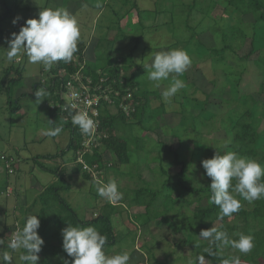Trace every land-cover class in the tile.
<instances>
[{"label":"rangeland","instance_id":"1","mask_svg":"<svg viewBox=\"0 0 264 264\" xmlns=\"http://www.w3.org/2000/svg\"><path fill=\"white\" fill-rule=\"evenodd\" d=\"M135 1L139 11L132 9L118 24L124 34L132 35L133 38L141 33L140 22L144 28H148L140 38L132 57L134 62L141 66L135 77L143 82L148 90H157L159 94L149 96L156 125H153V129H147L150 125L148 122L143 125L145 130L134 127L132 134H142L145 150L131 155L128 163L120 164L112 153L99 146L108 169L98 170L94 164L81 170L91 174L93 180H100V184L104 183L105 178L115 180L123 194L119 202H109L114 205L111 221L115 243L104 248L106 255L128 251L129 264H156V261L192 264L195 246L203 243L209 245L198 237L199 231L191 228L187 221L178 215L175 217L181 224L178 231L168 222L157 224L154 219L146 218L144 206L132 204L131 199L136 197V192L145 187L146 183L160 191L163 196L170 194L176 198L177 194L183 191L175 183L163 185L167 176L159 171L158 161L148 162L146 152L158 156L159 150L165 149L166 145L177 153V161L183 162L191 174L187 184L203 185L209 177L205 174L201 161L211 158L216 152L223 154L225 151H232L227 148V143L232 138L230 133H227V117H239L240 109L236 108L234 101L240 94H246L248 103H252L251 123L258 134L257 145L263 151L254 160L257 161L264 154V21L253 29L251 24L257 13H248L242 18L241 14L235 11L229 16L223 14L224 0ZM120 2L121 0H0V81L4 79L0 92V155L13 158L11 174L6 173L0 160V239L5 240L0 249L8 250L7 241L13 232L12 229H15L16 222L20 226L24 223V217L41 213L43 204L40 201L33 204V201L44 187L59 186V196L84 219L101 213L102 206L108 202L97 194L96 184L82 177V171L78 167L79 162H83L81 154L84 151L92 152L93 148L98 147L99 135L95 138L94 134H81L79 144L82 149L76 151L69 149L71 135L65 127L58 137L50 138L44 135L45 130L50 127L49 107L53 103L55 106L56 102L50 99L49 92L47 98L37 104L36 97L30 95L31 85L35 82L46 83L58 75L56 71H50L55 64L50 70H45L42 65L30 64L27 56H23L19 63L8 62L6 38H10V33L18 32L26 19L37 18L40 7L65 8L78 21L80 41L86 47L83 60L99 64L98 61H106V56H114L115 62L119 63V59L128 54L129 45L133 43L118 40L113 45L108 43L111 35L118 34L119 26L114 24L116 15L112 10L119 11L123 7ZM198 6L206 7L207 13L197 11ZM165 8L170 12L175 9L177 14L172 17L171 14L162 13L161 10ZM157 9L159 12L156 14L146 12ZM16 16L21 18L13 25L12 19ZM185 23L192 25L196 34L183 48L191 56L192 63L186 72L178 77L185 82V87L172 98L174 100L169 105L163 101L161 93L172 82L175 74H171L168 80L161 81L160 87L156 88L153 82L148 80V73L143 65L150 64L155 53L167 51L162 46L170 44L174 38L182 39L188 36L189 32L184 28ZM232 24L238 25L244 33V41H233L237 52H225L222 61L207 58L206 54H209L210 48L218 50L222 47L217 30ZM196 25L198 27H195ZM203 28L206 32L198 35L197 32ZM253 32L255 35L251 45L249 39L252 38ZM97 41L101 43L98 48L94 45ZM62 72L60 74L64 75ZM8 81L11 82V92L5 91ZM20 93L26 95L19 99V109L15 111L16 97ZM61 96L67 99L66 93ZM162 104H165V111L162 110ZM106 108L110 112L116 110L112 101L106 104ZM179 108L184 111L183 115L177 111ZM201 115L204 116V124L200 122ZM54 122L58 126L63 123V119L55 118ZM44 154L56 157L44 159ZM60 154L62 159H58L61 158ZM162 159L165 169L174 176L181 165H167L166 162L172 158L164 153ZM112 166H115L117 171ZM183 197L190 198V195L185 192L179 197L169 216L174 214V210L187 214L194 211L197 206L195 201L188 206H180ZM240 201L241 204L245 203L242 199ZM51 203L53 207L47 212L53 213L55 206L59 205L54 200H51ZM202 203H205V200H202ZM244 205L249 208L250 203ZM259 224L257 220L250 221L253 230ZM181 240L183 242H180ZM38 255L40 261L42 254ZM13 264H18V255L15 253Z\"/></svg>","mask_w":264,"mask_h":264},{"label":"trees","instance_id":"2","mask_svg":"<svg viewBox=\"0 0 264 264\" xmlns=\"http://www.w3.org/2000/svg\"><path fill=\"white\" fill-rule=\"evenodd\" d=\"M120 3L123 7L119 11L112 10L116 15L114 24H118L119 21L124 18L126 14L132 9L139 11L135 0H121ZM205 8L206 7L201 8L198 6L197 11L206 14L207 10ZM161 11L165 14H171L172 17L173 15L177 14L175 9L171 10V12L167 8ZM233 11L240 13L241 18L243 15L248 13H257V16L254 18L253 23L251 24L253 29H255L258 23L260 24V22L262 23L264 21V0H224V6L222 9L223 14L229 16ZM146 12L156 14L159 11L157 9L153 11L147 10ZM0 18H2V16H0ZM117 26H119V24ZM195 27L198 26L196 25ZM140 28V35H136L133 38L132 35L124 34L121 27L119 26L118 34H113L111 35V39H108V43L112 45L116 40L124 41L123 43L126 41H128V43H130V41L133 42L132 45H129L128 54L121 57L119 59V63L115 62L116 57L114 56H106V61H98L99 64L97 62L84 61L83 52L85 50V44L79 41L78 51L74 54L73 60L67 64L62 61L57 62L54 68L50 70L56 71L58 75L54 76L46 83L35 82V84L31 85V96L35 97L34 91L37 87H44L48 92H51L50 99L55 100L56 102L59 101L57 92L64 88L63 85H65L67 82V77L69 74L75 72L77 69H80L84 77H88L91 80V86L95 85L94 87H96L99 83H101L103 88L109 89L110 92L108 96L110 99H112L116 110L115 112H110L106 108V103L101 101L103 103L99 107V124L94 134L95 138L97 135H99L97 139L98 147L95 149L93 148L92 152L84 151L81 154L83 162L87 167L96 164V168L98 170L108 169L106 160L103 159L102 150H99V146H103V150L106 149L112 153L116 161H118L120 164L128 163L131 155H135L136 153L145 150V140H143V137H141L142 134H140V136L132 134L134 127L145 130L143 125L148 122H150V125L147 129H153V125H156V122H154V110L150 105L149 96L151 94L159 96V94L157 90H148L145 84L135 77L136 73L141 70V66L139 63L134 62L132 55L140 43V38L143 37L144 33L148 29L144 28L141 22ZM184 28L189 32L188 36L182 39L174 38L173 42L162 47H165L167 51L173 48L183 49L188 43H190L191 40L196 37L194 28L192 25H188L186 23ZM217 31L219 32V39L222 47L218 50L212 47L210 48L209 54L206 55L207 58L214 61H222L225 58V52H237L233 41L238 39L241 42L244 39V33L236 24L222 27ZM255 31L256 30H254V32ZM205 32L206 31L203 28L197 33L199 35L200 33ZM254 32L252 34V38L249 39V43L251 45L255 35ZM198 43L201 44V42ZM99 44H101L100 41H97L94 45L96 48H98L100 47ZM101 55L103 56L104 54L101 52ZM101 55L99 54V57ZM130 66L133 67L131 68ZM8 71L9 69H7V72ZM60 72L65 74L62 75ZM100 79L103 81L100 82ZM10 84L11 82L8 81L7 86H5L6 92H11ZM3 85L4 79L0 81V92H2ZM24 95L26 94L20 93V95L16 97L17 100L15 103V111L19 109L18 101ZM173 100L174 99H172V101ZM247 100L248 98L246 94H240V96L238 95L234 101V104L237 106L236 108L240 109V115L237 119H231L227 117L229 121L227 133H230L232 137L227 143V148L237 152L240 156L256 159V156H259V154H261L263 151L261 150L262 148H259L257 145L258 134L251 123L253 116L251 109L252 103H248ZM162 110L165 111V104H162ZM49 111L52 121L59 117L63 119V116L66 113H61L58 108L51 110L50 107ZM177 111L180 115H183L184 113L181 108H179ZM200 118V122L204 124V116L201 115ZM66 119V121L63 120V128L65 127L68 129L69 134L71 135L69 149H73L74 151L81 150L82 147H80L79 138L82 133L78 127L72 125L70 115L67 114ZM75 137H77V139ZM149 153L150 152H146L148 156V162L158 161L160 165L158 166L159 171L167 176L166 180L162 184L171 185L172 183H175L181 189H183V191L181 194H177L178 197L176 198L171 197L170 194L163 196L160 191L155 190L146 183L145 187L140 188L136 192V197H132L131 200L132 204L144 206L147 219L152 218L157 224L162 223V221L168 222L174 227L176 231H178L181 228L180 222H177L175 218L178 215L181 216L182 219L186 220L191 228L197 229L199 233L202 229H208L211 226L220 227L222 225L223 230H226L229 236L233 239H238V235H236L238 233L250 234L254 237L255 246L253 250L247 254L240 253L238 250H235L230 246L226 247L227 249H221L218 245H212L214 255L210 256L204 252V249L209 247V245L206 243L198 244L195 246L196 252L192 259V264H196L197 258L201 255L205 256L206 264H222L226 260L229 261V264H235L233 263L234 257L239 259V264H264V199L250 203L248 208L244 204L249 202L244 200L243 197L233 193L234 195H237L238 199H242L245 203L241 204V208L237 213H234L230 217H224L221 219L219 217V207L211 202L212 193L209 187V184L211 183L210 177L206 182H204L203 185H188L187 182L190 180L191 174H189L187 167L183 162L180 163L177 161V153L171 150L168 145H166L165 149L159 150L158 156ZM163 153L169 155V157L172 158L171 161L166 162L168 163L167 165H181L180 169L174 176L170 175L168 170L165 169L162 164V161H164L162 159ZM55 157L56 155L52 154L42 155V158L44 159H53ZM257 161L261 165H264V154H262L259 159H257ZM78 167L81 170L82 164H79ZM112 168L117 171L115 166H112ZM81 171V175L85 180L91 182L92 184H96L97 186L101 185L99 182L100 180H93L91 174L83 170ZM261 179L262 182H264V177ZM110 180L112 179L105 178L103 181L104 183H107ZM233 185H235V181H233ZM58 188L59 186L55 185L44 187L33 201V204H36L37 201H40L43 204L41 213L37 215L40 221V227L37 231L44 240V244L40 252V254H42V258L40 261H38V264H63V260L65 259L69 262L72 261L73 258L69 257L62 248V229L66 228L68 225L74 227L94 226L102 235H105L108 238V242L104 248L113 245L115 240L111 217L113 215L114 205L106 202V204L102 206L101 213L98 215L95 214L92 218L84 219L79 217L76 211H74L71 206L59 196ZM185 192L189 193L190 198L183 197L180 206L185 207L195 201L197 206L195 207L194 211L191 214H187L185 212L178 213L176 210H174V214L169 216V212L175 208L178 198L182 197ZM51 200H54L59 205L58 207L55 206V211L53 213L52 211L47 212L50 210V207H53ZM202 200H205V203H202ZM120 218L121 217H119V219ZM253 220L260 222L255 230L251 229L250 227V221ZM216 222L217 224H215ZM22 226L23 224H21L19 227ZM180 242L183 241L181 240ZM231 249H233V251H231ZM156 264L168 263L156 261Z\"/></svg>","mask_w":264,"mask_h":264},{"label":"clouds","instance_id":"3","mask_svg":"<svg viewBox=\"0 0 264 264\" xmlns=\"http://www.w3.org/2000/svg\"><path fill=\"white\" fill-rule=\"evenodd\" d=\"M99 7V5H97ZM21 17L12 19V24L18 23ZM81 31L76 17L65 8H41L37 18H28L18 32L10 33L6 38L8 47L6 59L8 62L19 63L23 56L33 65H42L50 70L57 62L70 63L78 51ZM191 56L181 48L157 52L150 64L143 67L148 73V80L153 86L160 87V82L168 80L175 74L172 82L161 93L166 104H171L172 98L185 87V82L178 77L183 75L191 66ZM37 104L47 98L49 92L44 87H37L34 91ZM75 95V94H74ZM64 111L71 116V123L78 127L82 134L92 136L97 127V121L85 110H78L75 102L70 101L64 106ZM50 127L44 135L50 138L58 137L63 132V123L56 125L48 120ZM205 174L211 178V202L220 209L219 217H230L241 208V201L237 195L249 203L264 199V165L250 158L240 156L235 151L216 152L211 158L201 161ZM235 181V185H233ZM233 193L237 194L234 195ZM97 194L110 203L119 202L123 194L118 189L115 180L97 186ZM22 227L12 232L7 241V249H0V264H13V253L18 255V264H38L39 253L44 240L38 234L40 221L37 215L24 217ZM238 239L229 236L223 226H211L202 229L199 238L209 243L204 252L214 255L212 245L231 247L240 253H250L254 248V237L250 234L238 233ZM108 238L102 235L96 227H74L68 225L62 229V248L72 261L63 260V264H129L130 253L123 251L113 255H106L104 246ZM5 240L0 239V245ZM239 264L238 258H233ZM196 264H206L205 256L197 258ZM224 264H229L225 261Z\"/></svg>","mask_w":264,"mask_h":264},{"label":"built area","instance_id":"4","mask_svg":"<svg viewBox=\"0 0 264 264\" xmlns=\"http://www.w3.org/2000/svg\"><path fill=\"white\" fill-rule=\"evenodd\" d=\"M102 81L103 80L100 79V82ZM72 85L74 87H72ZM63 86L64 88L57 92L59 96V101H56L55 106L54 104H52L50 106V109L53 110L55 108H58L60 112L64 114L65 112L64 106L70 101L75 102L78 106V110H85L89 113L90 116H92L93 113H98V115L92 116V118L97 121V127H98L99 107L103 103L101 101H104L106 104L112 101V99H110L108 96L110 92L109 89L103 88L101 83H99L96 87H94L95 85L91 86V80L88 77H84L80 69H77L75 72L69 74V79H67V82ZM63 93L67 94L66 100L63 99L61 96ZM67 114L68 113L66 112L63 116V120L65 121L67 120L66 119ZM96 129H95V132H96ZM0 160L4 164L6 173L11 174L13 172L12 166H11V164L13 163V158L10 156L0 155ZM79 163L82 164L83 169L88 168L84 162H79ZM16 230H17V227H15L13 232Z\"/></svg>","mask_w":264,"mask_h":264},{"label":"crops","instance_id":"5","mask_svg":"<svg viewBox=\"0 0 264 264\" xmlns=\"http://www.w3.org/2000/svg\"><path fill=\"white\" fill-rule=\"evenodd\" d=\"M85 50H86V47H85ZM85 50H84V51H85ZM85 61H86V60H85ZM94 62H95V61H94ZM51 120H52V119H51ZM44 155H46V154H44ZM59 157H61V154H60V156H59ZM57 158H58V157H57ZM53 159H55V158H53ZM58 159H62V157H61V158H58ZM39 193H40V192H39ZM39 193H38V194H39ZM38 194H37V195H38ZM16 220H17V219H16ZM19 225H20V224H19ZM17 226H18V225H17V222H16V225H15V227H17ZM15 227H14V228H15Z\"/></svg>","mask_w":264,"mask_h":264}]
</instances>
